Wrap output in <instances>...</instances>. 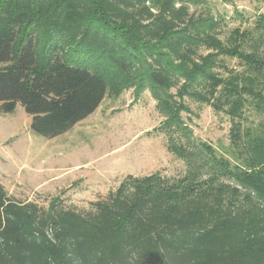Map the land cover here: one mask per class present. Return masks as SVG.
<instances>
[{
	"label": "trees",
	"instance_id": "16d2710c",
	"mask_svg": "<svg viewBox=\"0 0 264 264\" xmlns=\"http://www.w3.org/2000/svg\"><path fill=\"white\" fill-rule=\"evenodd\" d=\"M197 1L0 0V112L20 103L30 130L54 137L112 80L148 87L187 165L178 177L128 175L84 210L18 201L0 183V264H264V122L242 121L247 105L264 111V13L221 37L225 16L190 12ZM185 97L230 118L235 160L193 136Z\"/></svg>",
	"mask_w": 264,
	"mask_h": 264
},
{
	"label": "rangeland",
	"instance_id": "374dc122",
	"mask_svg": "<svg viewBox=\"0 0 264 264\" xmlns=\"http://www.w3.org/2000/svg\"><path fill=\"white\" fill-rule=\"evenodd\" d=\"M235 4L241 15L221 0H198L191 3L190 12L225 16L219 29L224 37L233 27L252 26L254 18L264 13V1L237 0ZM221 60L228 68L241 69L235 58ZM216 70L226 73L223 67ZM107 71V78H120L111 68ZM109 85L93 113L54 137L33 133L31 115L20 103L10 113L0 112V183L10 197L33 201L43 208L56 198L64 208L84 210L128 175L159 172L172 178L185 174L186 163L167 148L164 113L150 89L139 92L119 79ZM184 101L190 112L181 116L193 136L210 143L217 154L235 160L229 143L230 118L189 97ZM243 116L245 125L264 122V111L258 112L252 105L246 106ZM180 133L174 131L173 135Z\"/></svg>",
	"mask_w": 264,
	"mask_h": 264
}]
</instances>
